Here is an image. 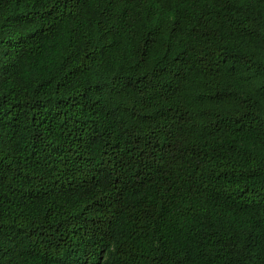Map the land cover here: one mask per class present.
Returning <instances> with one entry per match:
<instances>
[{
	"label": "trees",
	"instance_id": "1",
	"mask_svg": "<svg viewBox=\"0 0 264 264\" xmlns=\"http://www.w3.org/2000/svg\"><path fill=\"white\" fill-rule=\"evenodd\" d=\"M0 264H264V0H0Z\"/></svg>",
	"mask_w": 264,
	"mask_h": 264
}]
</instances>
